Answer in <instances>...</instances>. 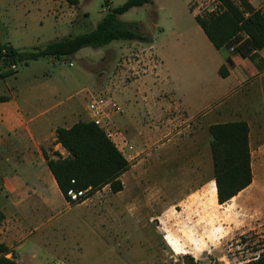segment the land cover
Here are the masks:
<instances>
[{"label": "crops", "instance_id": "1", "mask_svg": "<svg viewBox=\"0 0 264 264\" xmlns=\"http://www.w3.org/2000/svg\"><path fill=\"white\" fill-rule=\"evenodd\" d=\"M18 1L17 13L33 25L43 24L51 0ZM54 3L65 7L66 13H58L74 25L78 7L70 6L64 0ZM191 3L192 0L187 5L192 20L184 18V10L179 11L167 0H154L151 4L154 14L159 9L170 15L171 23L166 29L162 30L156 21L153 23L162 34V45L168 48L160 51L157 39L149 34L153 43L144 50L145 62L139 67L143 75L131 86L124 85V78L117 83L118 90L114 94L117 101L130 107L133 95L138 93L145 108L151 112L147 116H151L149 121L130 113L123 125V133L140 140L141 146L144 142L151 150L162 141L167 125L176 128L181 123H191L189 127L201 137L210 135V128L214 125L246 122L250 129L252 185L224 205L218 201L212 204L207 197V186L215 183L210 170L202 185L188 192L179 206L185 207L186 212L191 202L204 201L214 224L218 219L217 206L234 207L236 212H225L230 223L225 228L235 234L257 232L264 238V49L258 52V64L237 53L231 54L228 49L218 51L197 23V13L192 10ZM84 16L87 19L88 16ZM156 19L160 20L159 14ZM187 21L189 35L193 32L203 42L205 50L199 49L186 61L180 39L185 37L182 26ZM16 32L0 21V46L25 51L51 43H42L41 37H34L29 30ZM229 59L231 64H228ZM223 66L227 68L226 77L220 74ZM7 68L0 67V79L7 74ZM53 79V76H29L24 87L0 80V258L18 264H79L71 257L73 253L65 238L72 228V220L63 217L75 208L85 207L90 199L69 206L48 166L47 157H68L69 153L57 142V130L69 129L79 122H90L91 115L88 106L83 111L73 106L55 112L61 103L55 101L59 88ZM222 98L227 100L214 109H207ZM112 140L124 155L117 141ZM151 152H154L153 148ZM197 152H201L200 148ZM208 156L213 166L212 152ZM194 162L203 176L201 155ZM154 169H149L147 175L153 174ZM181 169L186 172V167Z\"/></svg>", "mask_w": 264, "mask_h": 264}, {"label": "rangeland", "instance_id": "2", "mask_svg": "<svg viewBox=\"0 0 264 264\" xmlns=\"http://www.w3.org/2000/svg\"><path fill=\"white\" fill-rule=\"evenodd\" d=\"M189 1L167 0L179 11L184 10V18L192 20L188 12ZM49 2L43 24L33 25L15 11L18 0H0V21L13 32L29 30L34 37H41L42 43H49L93 31L105 16L104 10L109 3L115 9L124 5L126 0H80L74 25L58 13H66L65 7L61 8L52 0ZM248 2L258 11L263 8L264 0ZM191 5L192 10L203 17L210 15L214 7L210 0H192ZM158 14L160 20L156 19ZM84 15L88 16L87 19ZM120 19L125 23L139 24L143 33L155 36L160 51L167 50L168 46L162 45L161 32L154 28L153 23L156 21L162 30L169 27L171 18L168 12L156 9L154 14L152 6L146 5L129 11ZM183 23L185 37L180 39V43L183 58L187 61L194 52L205 50V46L193 32L189 35V21ZM247 42V35L241 34L238 43L232 47L238 49L245 44L248 47ZM148 47L139 42L115 41L99 49L85 48L56 62L43 59L30 67L19 64L16 70H7L0 79L7 80L12 86L24 87L29 76H53V82L59 88L55 101L61 103L55 112L73 106L83 111L92 99L105 92L124 110L123 114L111 115L108 120L111 138L117 141L130 162L129 170L121 176L124 190L115 194L110 187H105L94 195L89 194L90 201L85 207L75 208L64 215V219L72 220V228L65 234L66 244L73 253L71 257L79 264H187L188 257L196 264L251 262L264 255V238L257 232L235 234L225 228L230 224L225 212H236L234 207L217 206L218 219L214 224L204 201L191 202L186 212L185 207L179 206L188 192L202 185L210 170L214 177V164L211 165L208 156L212 152L211 136L197 137L188 122L186 125L181 123L177 129L167 125V133L151 152L152 148L149 150L144 142L141 146L140 140L123 133V125L130 113H136L147 121L151 117H147L151 112L145 108L138 93L133 95L130 107L114 98L117 83L123 78L127 87L143 75L139 67L144 65V50ZM133 65L138 67L134 69ZM226 100L222 98L207 109H214ZM142 125L145 126L144 121ZM126 143L134 150L128 151ZM197 148H200V153ZM200 155L203 176L194 162ZM152 167L155 168L154 173L148 176L147 172ZM182 167H186V172ZM34 234L38 232L34 231Z\"/></svg>", "mask_w": 264, "mask_h": 264}, {"label": "trees", "instance_id": "3", "mask_svg": "<svg viewBox=\"0 0 264 264\" xmlns=\"http://www.w3.org/2000/svg\"><path fill=\"white\" fill-rule=\"evenodd\" d=\"M64 1L73 7L80 4V0ZM219 1L225 8L223 13L204 17L197 15V23L218 51L230 50L238 43L241 34L247 35L248 47L245 44L238 48L236 53L257 63L260 59L258 52L264 49V12L256 10L248 0ZM153 2L154 0H126L121 7L106 13L93 31L51 42L43 48L23 51L10 46H0V67L29 65L43 59L60 61L85 48L99 49L115 41L150 45L153 43L152 37L143 33L139 24L125 23L120 17ZM228 64H231L230 59ZM220 74L227 76L226 66L220 69ZM249 135L250 129L246 122L218 124L210 128L214 180L220 205L228 203L253 183ZM57 142L69 156H58L57 159L47 157V160L65 197L71 189L91 188L90 195L105 187H110L115 194L124 190L121 176L129 170L130 162L113 140L93 122H79L69 129H58ZM72 181H75V184H72ZM0 264L18 263L0 258ZM187 264L196 263L188 257ZM246 264H264V255Z\"/></svg>", "mask_w": 264, "mask_h": 264}, {"label": "built area", "instance_id": "4", "mask_svg": "<svg viewBox=\"0 0 264 264\" xmlns=\"http://www.w3.org/2000/svg\"><path fill=\"white\" fill-rule=\"evenodd\" d=\"M210 1L214 5L212 10H210L211 14L219 15L223 13L225 8L221 1L219 0H210ZM110 10H111V7L110 5H108L106 10H104V12L108 13ZM259 11L264 12V4H263V8ZM236 51L237 49L235 47H232L230 49L231 54H235ZM16 68L17 66L14 65V66L8 67L7 70H16ZM88 111L91 115V122H93L100 129H102L109 138L112 137V134L110 132V127H109L110 125L108 123V120L110 119L111 115L124 113V110L118 105L117 102H115V100L110 98L106 92L105 94L102 93L99 96L95 97V99L91 100V102L88 105ZM126 147L128 148V151L134 150L133 146L128 145L127 143H126ZM72 184H75V181H72ZM90 193H91V188L83 189V190L71 189L67 192V195L65 198L69 206H74V205L87 201L89 199Z\"/></svg>", "mask_w": 264, "mask_h": 264}, {"label": "bare ground", "instance_id": "5", "mask_svg": "<svg viewBox=\"0 0 264 264\" xmlns=\"http://www.w3.org/2000/svg\"><path fill=\"white\" fill-rule=\"evenodd\" d=\"M208 196L210 199V202L212 204H216L217 203V189H216V183L212 182L211 186L208 187ZM213 207V206H212ZM174 250H177L176 248Z\"/></svg>", "mask_w": 264, "mask_h": 264}]
</instances>
